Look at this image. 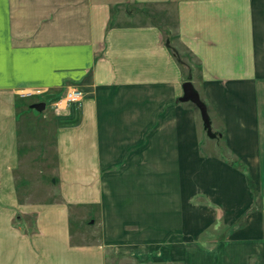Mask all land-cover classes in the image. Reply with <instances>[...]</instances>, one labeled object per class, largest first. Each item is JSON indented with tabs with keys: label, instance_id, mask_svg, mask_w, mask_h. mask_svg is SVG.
<instances>
[{
	"label": "crops",
	"instance_id": "1",
	"mask_svg": "<svg viewBox=\"0 0 264 264\" xmlns=\"http://www.w3.org/2000/svg\"><path fill=\"white\" fill-rule=\"evenodd\" d=\"M190 78L264 192V0H0V264H108V248L157 254L166 239L182 264H264L263 213L239 224L255 195L202 155ZM75 87L85 99L54 109ZM74 109L77 125L60 123ZM34 138L44 152L55 139L48 201L22 177ZM218 211L228 238L191 248ZM94 221L103 241H79L74 223Z\"/></svg>",
	"mask_w": 264,
	"mask_h": 264
},
{
	"label": "rangeland",
	"instance_id": "2",
	"mask_svg": "<svg viewBox=\"0 0 264 264\" xmlns=\"http://www.w3.org/2000/svg\"><path fill=\"white\" fill-rule=\"evenodd\" d=\"M189 80H192V78H190ZM44 97H45V100H48V97L46 96ZM188 104L193 106V108H196L198 111L196 112L197 118H198L197 129L199 131V137H200L199 144H201L202 155L207 156V155L213 154V156H219L221 158H224L225 160H227V162L233 164V166L236 169L238 168L240 169L241 172L245 173L247 177L251 174V179L252 181H254L252 178L253 176L250 171V168H248V163L245 162L242 158H240V156L234 155V153L231 152L229 144L226 143L225 141L226 134H225V131L221 127L222 125L220 121H216L215 126H213L214 124L212 125V129L214 130V132L217 133V137L212 138V136L208 133V130H206L204 127L205 123H204L203 118H201V114H200L201 111L198 108V106L196 104L194 105L191 102H189ZM210 110H211L210 112L213 114L214 111L212 110V108H210ZM56 112L55 110L49 108V111L46 114L50 116L52 115V113H56ZM39 119L40 121L44 120V118H40V116H39ZM39 127L41 131H43L44 129L45 130L49 129L48 132L50 134L55 130L54 124H51V126L49 125L47 126L45 123H42V125H40ZM32 137H39V135L35 136V134H32ZM37 140H35L36 143L32 144L33 154H31L30 157L26 158L27 171H26V174L22 177H26V179H28L29 187L26 192H29V195H30L29 198H32L33 200H36V201H40V200L48 201L56 194L55 193L56 189L53 188L54 186L52 182L53 174L50 173L53 170L52 166L54 164L53 161H54L56 149L54 148L53 143L55 139H53V142L52 141L49 142V144L45 148V152L44 150L40 149V146H39V143H37ZM234 161H236L237 164H234ZM249 185L252 188L253 195H255V202L252 203L250 209L247 210V212H245V214H243V216H240L238 219V221L239 220L241 221V223L239 222V224H242L243 227L247 226V221L245 218L253 211H262L263 213L262 218L264 221V192L261 191L260 188H257V190H254L255 186L253 187V184L251 182H249ZM254 185H256L255 181H254ZM206 200L207 198L205 196L198 194L194 196L193 204H195V206L199 204H204ZM92 211L94 212V208L92 209ZM222 212L223 211H218V216L216 217V220L212 222L211 226L209 227L206 233V236L201 235L202 233L205 232V231L202 232L204 228H202L200 224L198 225L196 223H193L192 231L189 236L191 237V239H188L191 242V248L198 249L200 246H202L203 248L206 247L210 249L211 251H215L214 247H218L219 244L222 243V241L226 239L227 237L226 231L228 230L230 226L228 225V223L223 222L224 213ZM97 217L99 219V215H97ZM73 226L75 229H79V231H81V234L77 236L79 241L81 237L82 239L84 238L85 241H90V242H93V241L102 242L103 241L102 240V235H103L102 227H100V225L97 222L94 221V223L92 224L90 223L88 224L84 222L79 228H77V225L75 223ZM211 228L213 229L211 230ZM215 231H217V233H215ZM176 233L178 232L175 231L174 234ZM263 234H264V222H263ZM164 241L166 242L162 245L161 248L157 250V254L156 253L152 254L151 251H149L147 254H141L140 252L139 253L137 252L135 254L126 255L124 253H121L117 255L113 253V251L110 250V248H108V251H109L108 252L109 253L108 264H134L136 261H137L136 262L137 264H139L138 261L141 262L142 264H182L179 262V260H177L178 258L177 253H174L172 255L168 253L166 247L169 244V240L166 239ZM193 258H195V255Z\"/></svg>",
	"mask_w": 264,
	"mask_h": 264
},
{
	"label": "water",
	"instance_id": "3",
	"mask_svg": "<svg viewBox=\"0 0 264 264\" xmlns=\"http://www.w3.org/2000/svg\"><path fill=\"white\" fill-rule=\"evenodd\" d=\"M183 92L184 94L181 96V100L185 102H191L194 105L196 104L198 106L201 111V118H203L205 123V129L208 130V133L212 136V138H216L217 133L212 129L213 120L210 116L209 104H206V102L204 101L200 91L197 90L195 82H193L192 80L186 81L184 83ZM46 105L47 102L39 101L37 102V104L33 105V108L42 110L46 107Z\"/></svg>",
	"mask_w": 264,
	"mask_h": 264
},
{
	"label": "built area",
	"instance_id": "4",
	"mask_svg": "<svg viewBox=\"0 0 264 264\" xmlns=\"http://www.w3.org/2000/svg\"><path fill=\"white\" fill-rule=\"evenodd\" d=\"M45 91L37 88L36 90L25 92L23 93L26 96L36 95V94H43ZM85 99V94L79 87L70 88L62 98H59L54 101L52 104L53 108L56 110L69 108L71 105L76 104V102H81Z\"/></svg>",
	"mask_w": 264,
	"mask_h": 264
},
{
	"label": "trees",
	"instance_id": "5",
	"mask_svg": "<svg viewBox=\"0 0 264 264\" xmlns=\"http://www.w3.org/2000/svg\"><path fill=\"white\" fill-rule=\"evenodd\" d=\"M56 100H57V99H56ZM76 111H77V110L74 109V112H73V114H72L71 116L63 115V116L58 117L60 123H63V124L65 123V124H67V125H77V123H78V117L76 118ZM234 164H237V162L234 161ZM247 178H248V182H251V183L253 184V187L255 186L254 190H257L256 185H254V181H252V179H251V174H250ZM213 228H215V227H213ZM213 228H211V230H212ZM207 231H208V230H207ZM207 231H205V232L202 233L201 235H202V236H206ZM217 231H218V230H217ZM217 231H215V233H217ZM204 238H205V237H204Z\"/></svg>",
	"mask_w": 264,
	"mask_h": 264
}]
</instances>
